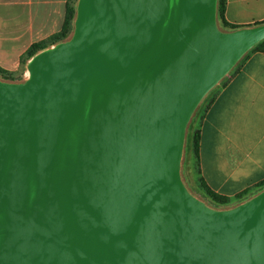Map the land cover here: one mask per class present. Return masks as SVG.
<instances>
[{
    "label": "water",
    "instance_id": "obj_1",
    "mask_svg": "<svg viewBox=\"0 0 264 264\" xmlns=\"http://www.w3.org/2000/svg\"><path fill=\"white\" fill-rule=\"evenodd\" d=\"M219 0H77L0 75V264H264V187L225 206L185 173L204 101L264 40Z\"/></svg>",
    "mask_w": 264,
    "mask_h": 264
},
{
    "label": "crops",
    "instance_id": "obj_2",
    "mask_svg": "<svg viewBox=\"0 0 264 264\" xmlns=\"http://www.w3.org/2000/svg\"><path fill=\"white\" fill-rule=\"evenodd\" d=\"M68 2L0 0V67L24 71L29 47L62 29ZM225 17L245 26L264 21V0H227ZM200 137L197 178L212 190L235 198L264 181V51L251 53L216 92Z\"/></svg>",
    "mask_w": 264,
    "mask_h": 264
},
{
    "label": "trees",
    "instance_id": "obj_3",
    "mask_svg": "<svg viewBox=\"0 0 264 264\" xmlns=\"http://www.w3.org/2000/svg\"><path fill=\"white\" fill-rule=\"evenodd\" d=\"M76 1L77 0H69L66 6V17L64 21V25L62 29L51 35L45 40L39 41L34 43L29 47L27 50L26 54L24 55L22 59V65L24 67L26 60L33 55L35 52L38 50L46 47L49 44H52L58 40H61L68 36V34L71 32L72 27H73V18L75 14V7H76ZM226 2L227 0H219V22L220 25L226 29H237L240 27H243L245 25H238V24H233L229 22L226 17H225V10H226ZM264 21L256 22L252 25H258L262 24ZM246 26H251V25H246ZM255 51H264V40H262L256 47H254L247 55L246 57L238 64V66L232 71L231 76L226 78L216 89H214L208 98L204 101L202 106L200 107L199 111L197 112L196 116L194 117L190 128H189V133H188V143H187V155H186V170L189 168L190 175L198 176L200 174V153H199V148H200V133H201V124L202 120L204 118V115L211 105L212 101L214 100L216 92L219 90L220 87L224 86L228 80L239 70L240 66L246 60L249 55ZM17 72H13L7 69H4L0 67V75L6 78H18L22 75L23 71L21 72V75H16ZM189 182L191 183L190 179ZM197 183L198 186L200 187L202 193H200L202 196H204L209 202L215 205H230L233 203H236L255 191H258L259 189L264 187V181L261 182L258 185V188L255 190H248L244 193L238 194L235 198H231L229 196H225L222 194H219L212 190L204 181L202 177L197 178ZM192 185V183H191Z\"/></svg>",
    "mask_w": 264,
    "mask_h": 264
},
{
    "label": "rangeland",
    "instance_id": "obj_4",
    "mask_svg": "<svg viewBox=\"0 0 264 264\" xmlns=\"http://www.w3.org/2000/svg\"><path fill=\"white\" fill-rule=\"evenodd\" d=\"M16 75H21V72H17ZM185 173H186V177H187L188 181L190 179V181L192 183V185H191V183L189 182V184L191 185L193 190L195 192H197L198 194L202 193V191H201V189H200V187L198 186V183H197V177L194 176V175H190L189 168H187V170H186V161H185Z\"/></svg>",
    "mask_w": 264,
    "mask_h": 264
}]
</instances>
